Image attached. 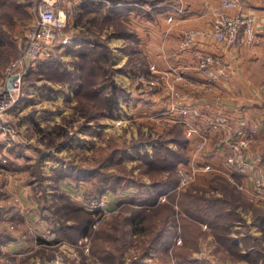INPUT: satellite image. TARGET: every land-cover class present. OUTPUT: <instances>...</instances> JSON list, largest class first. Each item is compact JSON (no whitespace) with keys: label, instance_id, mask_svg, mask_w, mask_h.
<instances>
[{"label":"rangeland","instance_id":"1","mask_svg":"<svg viewBox=\"0 0 264 264\" xmlns=\"http://www.w3.org/2000/svg\"><path fill=\"white\" fill-rule=\"evenodd\" d=\"M18 1L0 0V85L3 84L7 69L22 60L20 58L23 57L25 48V35L31 16L26 9L21 11L20 8H16L15 3ZM91 1L93 2L90 5L81 3L73 8L67 29L72 38V46L59 52L55 51L48 59L37 61L35 64L25 60L18 64L20 67L23 66L24 72L22 93L17 103L0 117V203L2 201L0 212L5 210L4 214L0 213L2 214L0 227L7 228L5 223L9 218L10 222L16 223V228L19 227L9 233L14 237L24 231L30 242V247L28 244L26 246L28 248L24 249H29L28 253L16 254L15 264L94 263L91 257L93 235L73 242L78 239L77 233L74 232V228L66 227L73 226V223L63 220L66 213L65 205L69 204V200L85 208L83 201L93 198L92 193L99 187L98 176L76 177L75 168H92L100 161H104V155L110 151L109 140L114 139L115 144H118L122 151L125 150V153L115 157L116 164L107 158L105 160L107 162H104L108 180L106 183H99H102L100 186L109 189L118 188L112 186L117 175L135 179L143 177L147 182L150 181V176L143 174L142 171L146 169V166L142 165L146 156L143 148L154 154L155 144L169 141L168 146L171 149L192 155L189 147L183 148L173 141L179 140L182 135L171 123L164 121L169 118L166 115L168 110L153 102L156 91L148 92L139 83L140 76L148 73L150 66L155 64L143 69L145 62L136 61L133 53H128L130 46L134 50L135 44L132 42L133 32L128 26V20H124L123 16L128 15L129 10L134 8H138V12L150 9L160 11L162 8L158 6L162 4L149 6L145 1L141 3L132 1L129 4L110 3L109 8L115 11L113 13L108 10L107 2ZM165 1L164 4L172 0ZM123 8H126L125 11ZM185 8L188 13L189 8L187 6ZM73 39L81 42L83 46L76 44ZM122 39L125 40L123 43ZM96 41L106 45L98 49L90 48L91 51L85 57L88 60L70 51L71 48L81 47V50L87 52L89 49L85 47L92 46L90 43ZM96 51H100L98 63L105 65L108 70L110 61L107 54L111 53L112 66L106 72L109 74L111 71L114 81L120 86L124 85L122 87L126 86L129 94L120 98L121 108L116 111L114 117L93 120L86 128V117L75 108L78 99L70 85L73 77L80 73L81 60L93 61ZM124 55H127L125 61L122 58ZM128 68L130 78L126 80L124 75ZM81 72L84 75L81 77L84 82L87 77L86 71L82 69ZM163 100L165 102V99ZM165 104L168 106L167 102ZM158 108L161 111L157 110ZM157 117L163 119L158 120ZM103 147L107 149L102 150ZM61 169L62 174L68 172L72 175L60 177L57 171ZM215 178H219L218 175ZM208 179L211 181V178ZM211 183L203 184L198 180L189 187L193 185L209 187ZM18 186L23 196L13 191ZM123 187L118 189L121 190ZM235 190L237 194L232 195L239 205L240 217L226 219L227 227L212 228L201 223L203 233L199 246L183 264H264V221L256 218V216L264 218V210H259L258 203L252 202L243 192L236 188ZM126 193V190L119 194L108 190L98 197L106 198L109 206L118 211L120 206L117 203L123 201ZM179 195L180 191L174 197L177 199ZM161 196L159 201L168 202L169 196L166 201L161 199ZM23 199H26V202ZM175 209L178 210L176 217L180 223L179 219L184 215L179 211L178 205ZM20 210L40 218L38 221L42 223L36 230L38 232H31L29 228L28 230L25 228ZM214 210L219 211V203L214 206ZM61 228L62 230L64 228L65 233L60 234L56 231ZM40 238L45 243L40 242ZM229 238L236 240L237 246L232 244ZM176 241L181 244V237L178 236ZM136 253L138 249L130 247L125 254L127 261ZM153 255L152 258L145 259L157 262L159 260L157 252L155 251ZM171 264H176L174 259H171Z\"/></svg>","mask_w":264,"mask_h":264},{"label":"trees","instance_id":"2","mask_svg":"<svg viewBox=\"0 0 264 264\" xmlns=\"http://www.w3.org/2000/svg\"><path fill=\"white\" fill-rule=\"evenodd\" d=\"M132 1L137 3L145 1L147 5L153 6L165 0H100V2H107L109 11L111 10L109 8L111 6L110 3L120 4L123 2L129 4ZM91 2L93 1L85 0L83 3L90 5ZM15 5L21 11L26 9L31 16L29 7L31 1L25 0L21 2L19 0ZM115 6L119 7L118 5ZM123 9L125 11L126 8ZM110 12L114 13L115 11L112 9ZM73 41L81 47L83 46L81 42H77L75 39ZM86 43L89 44L88 41ZM90 44L92 46L88 45L85 47V49H89L87 52L81 50V47L76 49L71 48L70 51L73 54L75 53L76 56L88 60L85 57L91 51L90 48L98 49L106 45L103 42L97 41ZM60 46V43L56 42L54 50L45 59L51 57L53 52H59L64 49L58 50ZM98 54H100V51H96V55L91 62L81 60L79 64L80 73L73 77V82L70 85V88L77 95L78 99L75 108H77L81 115L86 117V128H88L89 122L93 120L103 117H114L117 114L116 111L121 108L120 98L129 94L126 87H122L114 81L111 71L108 74L106 72L108 68L98 63ZM110 55L111 53L107 54L111 67L112 58ZM82 69H85L87 75L84 82L81 79L83 75ZM173 126L182 135L179 140L173 141L183 146V148L188 147L189 142L183 133V126L178 123H174ZM169 144V141L155 144L154 154L149 153V151L143 148L146 156H144L142 165L146 166V169L142 171L144 172L143 174L150 176V181L147 182L143 177L135 179L134 177L117 175L114 177L115 181L112 186L113 188L124 186L121 190L118 188L109 189L108 187H102L100 186L102 183H99H106L108 180L107 167H105L106 158L113 160L114 163L116 156L125 153V150L122 151L119 145L115 144L114 139L109 140L108 146H110V151L104 155V161H100L92 168H75L76 177L98 176L100 180L98 186L101 189L98 187L96 192L92 193L93 198H97L108 190H111L114 194L127 191L123 201L121 200L117 203L120 206L119 210L96 228L93 227L95 213L83 208L79 203L70 200L69 204L65 205L66 213L63 221L73 223V226L68 225L66 227L74 228V232L78 236V239L73 242H77L83 237L90 238V235H93L91 244L93 264H171V259H174L176 264H183L184 261L190 259V256H192L195 249L199 246L203 233L201 223H205L212 228L227 227L225 225L226 219L231 220L232 217H240L239 205L236 204L237 201L235 202L232 195L233 193L237 194L235 190L236 186L222 176L213 178L210 181L212 183L209 187L195 185L189 187L191 186L189 185L180 191L177 199L176 196L174 197L177 192H173V190L178 184L176 169L180 163H188L189 156L183 151L171 149L168 146ZM106 149L105 147L102 148V150ZM57 172L60 173V177L72 175V173L68 172L62 174V169ZM98 189L99 191H97ZM164 194H169L170 201L168 200V202L164 203L159 201V197ZM217 203H219V211L214 210V206ZM175 204L178 205L179 211L184 215L180 217V223L177 221L176 213L178 210L175 209ZM257 208L259 209L260 207ZM261 209L263 208L259 210ZM78 211L80 212L78 213ZM256 218L262 222L264 221L262 216H256ZM63 230L61 228L56 231H59L61 234V232L65 233ZM0 236L4 241L14 239L9 231H3ZM178 236L182 239L181 244H178L176 241ZM228 240L236 245V240H231V238ZM40 242H44L42 238H40ZM219 245L222 246L220 243ZM133 246L138 249V253L131 256L129 261H127L125 254ZM155 251L158 254L159 260L151 262L148 259L154 256L153 253ZM145 258L148 259L146 260Z\"/></svg>","mask_w":264,"mask_h":264},{"label":"built area","instance_id":"3","mask_svg":"<svg viewBox=\"0 0 264 264\" xmlns=\"http://www.w3.org/2000/svg\"><path fill=\"white\" fill-rule=\"evenodd\" d=\"M85 0H34L31 6V19L25 35V47L20 59L35 64L42 61L54 50L56 42L60 47L72 43V38L67 29L72 18L73 8ZM220 7L213 11V34L215 40L221 44L234 47L244 39L245 43L255 42V19L246 14L244 7L246 0H220ZM177 12H187L185 6L172 5ZM171 21L172 19L169 18ZM200 31L187 30L181 38L180 51L187 50L194 43ZM197 68L206 75L205 90L211 91L215 83L226 76V63L219 55L199 53L197 55ZM19 60L7 69L3 84L0 85V117L10 110L18 101L23 90V66L18 65ZM24 61V62H25ZM29 62V63H30ZM185 67L179 66L171 69H159L151 65L148 73L142 74L139 83L148 92L162 90L168 100V123H178L186 128L188 137L197 136L198 141L192 150L188 163H180L176 169L178 184L173 192H179L185 187L198 181L205 173L223 174L236 188L243 192L252 202L264 207V170L249 159L252 145L256 141L257 126L233 127L229 117L217 114L205 119L204 125L196 120H202L201 111L186 101V96L176 92L177 86L187 83L185 80ZM16 77L12 80V77ZM11 83V86H10ZM197 87L201 85L196 84ZM161 117H157L159 120ZM163 119V118H161ZM194 119L193 121H191ZM195 121V122H194ZM214 138L218 142V152L225 150L226 173L217 166L204 160V152L209 141ZM169 194H164L161 199L166 201ZM88 200V201H87ZM83 201L84 207L95 213L93 227H98L110 218L117 209H112L105 198H91ZM10 220V219H9ZM8 219L5 226L10 230L16 229V223ZM88 239V238H85ZM180 242V239H178ZM16 254L0 252V264H15Z\"/></svg>","mask_w":264,"mask_h":264},{"label":"crops","instance_id":"4","mask_svg":"<svg viewBox=\"0 0 264 264\" xmlns=\"http://www.w3.org/2000/svg\"><path fill=\"white\" fill-rule=\"evenodd\" d=\"M29 1H31V5H29L31 9L34 0ZM179 1L186 4L185 6L189 8L188 13H178L171 7L180 3ZM165 2L158 6L162 8L160 11L146 10L141 7L146 11L138 12L139 9L134 8L129 10L128 15L123 16L124 20H128V26L133 32L132 42L137 48L135 51V48L133 47V50L130 46L128 53L132 52L136 61L145 62L142 66L143 69L151 64H155L159 69H171L179 66L186 68L185 80L187 83L179 84L176 92L186 96V101L201 111L202 120H196L199 125L201 123L204 125L205 119L208 117L222 114L231 119L234 128L257 126L258 133L256 141L251 147L249 159L264 170V0H246L244 11L255 19L256 39L252 44L245 43L243 39L240 44L234 47L216 41L213 34V11L220 7V0H172L170 3L167 1L164 4ZM138 7L140 8V6ZM169 18L172 20L170 21ZM190 29L199 30L200 34L195 36L191 47L180 51L179 44L182 35ZM124 41L122 39L121 43ZM199 53L219 55L226 63V76L219 79L211 91L205 90L203 83H206V75L197 68ZM122 58L125 61L127 55ZM129 70L130 68L124 75L126 80L130 78ZM197 83L201 86L197 87ZM161 97L165 99V102H168L169 99L166 98L162 90L156 91V96L152 100L157 102L156 105L159 104L162 109L167 108L169 111V106ZM166 115L170 117L173 114L167 112ZM171 124L173 125V123ZM183 133L189 142L190 151L193 150L198 137H188L185 127H183ZM222 148L224 152L221 149L216 152L218 142L212 138L204 152V160L226 173L228 171L224 157L226 149L223 146ZM188 156L189 162L191 156L189 154ZM21 159L23 160V158ZM216 175L225 177L223 174L205 173L198 180L206 184V182H210L208 178L212 180ZM13 191L21 195L19 186ZM23 201L26 202V199ZM258 207L264 209L261 205ZM20 211L22 212V210ZM0 213L4 214L5 210ZM32 213L35 214V212ZM21 215L24 218L25 228L27 230L29 228L31 232H38L36 230L42 223L38 221L40 218L31 216V213L27 212H22ZM4 230L11 231L8 228L0 227V235ZM28 244L30 247V242L24 231L21 234H16L14 239L9 241H4L0 236V251L10 254L28 253L29 249L24 250L28 248L26 247Z\"/></svg>","mask_w":264,"mask_h":264},{"label":"water","instance_id":"5","mask_svg":"<svg viewBox=\"0 0 264 264\" xmlns=\"http://www.w3.org/2000/svg\"><path fill=\"white\" fill-rule=\"evenodd\" d=\"M15 78H16V77L13 76V77H12V80L15 79ZM10 86H11V83H10Z\"/></svg>","mask_w":264,"mask_h":264}]
</instances>
